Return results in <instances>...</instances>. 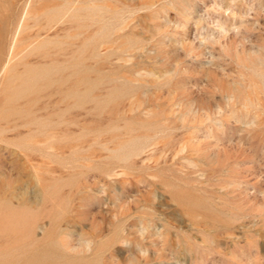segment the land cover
Here are the masks:
<instances>
[{
	"label": "rangeland",
	"instance_id": "obj_1",
	"mask_svg": "<svg viewBox=\"0 0 264 264\" xmlns=\"http://www.w3.org/2000/svg\"><path fill=\"white\" fill-rule=\"evenodd\" d=\"M0 264H264V0H0Z\"/></svg>",
	"mask_w": 264,
	"mask_h": 264
}]
</instances>
